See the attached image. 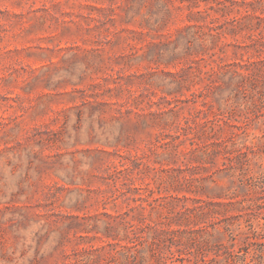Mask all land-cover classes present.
<instances>
[{
  "label": "rangeland",
  "instance_id": "obj_1",
  "mask_svg": "<svg viewBox=\"0 0 264 264\" xmlns=\"http://www.w3.org/2000/svg\"><path fill=\"white\" fill-rule=\"evenodd\" d=\"M126 220L264 264V0H0V264H141Z\"/></svg>",
  "mask_w": 264,
  "mask_h": 264
},
{
  "label": "trees",
  "instance_id": "obj_2",
  "mask_svg": "<svg viewBox=\"0 0 264 264\" xmlns=\"http://www.w3.org/2000/svg\"><path fill=\"white\" fill-rule=\"evenodd\" d=\"M192 6H195V4H193ZM192 6H189V8H191ZM202 11H196L195 13L196 14H201ZM190 14H194L192 13V10H190V13H189V16ZM193 24H184V27L183 28H190L192 27ZM186 38V36H183ZM169 110H171V108H169ZM223 119V118H222ZM227 121H225L224 119L222 120V123H226ZM179 135L180 134H176L174 136V139H179ZM173 137V136H172ZM209 139H210V142L207 143V146H208V149L211 148L209 151L207 150L205 152L206 156H213V155H216L218 154V152L220 151L219 148L222 147V148H225L226 147V144H225V141L223 140H220L218 137H216V135H211L209 136ZM180 140L177 142V143H174V144H171V147L172 149L176 152H180L179 150H177V147L178 145L180 144ZM122 168H120L117 172H122V171H127L130 168V166H127L125 164H121ZM131 167L134 168V167H137V164H135L134 160L131 162ZM130 191L133 190V189H129ZM129 190L125 191V192H122V194L124 196H126V199H129V200H132L134 202L136 201H139V203L135 206L136 207H141L143 208V204L142 202H146L147 205L151 206L152 208H154V202L157 201L159 198L161 197H153V193L154 191L151 189V188H148L147 189V193L144 195V193H140V192H137L138 190H133L135 192H132L133 194H128L129 193ZM188 191H192V190H189ZM138 193V194H137ZM185 198H189L187 196H184ZM228 198L229 196H224V198ZM190 199H196L198 201H201V202H205V201H208V200H205V199H202V198H190ZM217 204H219L221 207H228L229 205L232 204V202L228 201H222V200H219V201H216ZM188 212L194 210L195 208H190V207H187L186 208ZM205 207L202 206L200 208L201 213H204ZM212 210L208 209L207 211L205 212H211ZM143 217H137V215L135 216V219H137L138 221H144L142 220ZM125 228L124 229H127L128 232L125 233L126 235V240H127V244H122L121 246L126 248V252L124 253L125 255V258L128 260L130 258L134 259L135 260V257L138 256L137 258V261L138 263H141V264H148V262L150 261V258H155V260L157 261V263L159 264H166V261H170V264H191V263H185L184 262V258L181 257V256H175V253L173 250H169V253L164 255L162 254V246L164 244H166V241L169 240V244L173 245L174 242L172 240V238H167L166 236H164L166 233H169V232H175V230L173 228H169V224H165L164 222L162 221H159L157 222L158 224H163L165 225V227L163 226H160L158 228H155L153 227V225H150L149 223L146 224V226H149L152 231L151 232H144L146 234H138L139 232H142L144 231L143 229L142 230H139V227H137L136 223L133 222L132 220H126L125 221ZM202 229V228H201ZM115 237H116V234H115ZM138 240V241H137ZM148 241V249H145L142 247L143 243H145V241ZM141 246V247H139ZM218 250H215V253L217 255H220L218 252ZM241 259V264H254L253 262L250 263L248 262L247 260H245V258H240ZM151 264H154V263H151ZM202 264H230L229 261H228V258L226 256H224L222 259H218V258H215V257H212L210 259H208L207 261L203 259V263Z\"/></svg>",
  "mask_w": 264,
  "mask_h": 264
}]
</instances>
